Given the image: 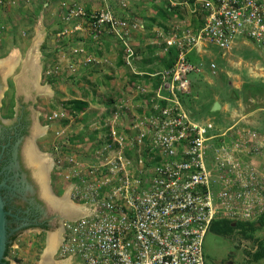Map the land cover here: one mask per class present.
I'll use <instances>...</instances> for the list:
<instances>
[{
  "label": "built area",
  "instance_id": "built-area-1",
  "mask_svg": "<svg viewBox=\"0 0 264 264\" xmlns=\"http://www.w3.org/2000/svg\"><path fill=\"white\" fill-rule=\"evenodd\" d=\"M179 4L202 24L196 30L185 24L159 33L166 50H176L173 66L160 73L155 90L135 85L104 109L102 131L87 163L69 159L66 191L80 214L63 220L52 256L57 264H210L203 240L215 220L248 221L257 209L264 212L251 199L263 188L252 181L249 165L236 164L238 144L225 138L233 127L218 133L182 100L190 74L198 70L187 59L192 51L206 53L212 45L224 56L238 38L264 51V0ZM80 13L71 9L66 19ZM89 19L123 41L129 65L134 52L126 42V23L107 6ZM249 74L263 78L264 67L249 68Z\"/></svg>",
  "mask_w": 264,
  "mask_h": 264
},
{
  "label": "rangeland",
  "instance_id": "rangeland-1",
  "mask_svg": "<svg viewBox=\"0 0 264 264\" xmlns=\"http://www.w3.org/2000/svg\"><path fill=\"white\" fill-rule=\"evenodd\" d=\"M106 6L116 19L126 23L125 29L128 28L125 37L128 40L124 41L127 40L133 52L135 50L137 53L136 56L134 53V62L129 65L122 55L123 41L107 26L96 28L90 23V16ZM149 8L146 1L140 4L139 0H10L0 5V60L5 62L12 53L24 58L35 37L39 36V82L41 86H47L51 94H33L29 91L23 96L31 94L33 101L28 107L40 113V122L45 131L42 138H37L35 142L38 151L52 160L54 167L50 174L53 186L64 187L58 195H62L68 187L64 175L70 167L69 159H77L84 165L89 161V155L95 153L98 134L102 131L99 117L105 108L117 104L119 94L125 96L126 79H140L146 73L155 77L166 70H161V67L162 61L166 62L167 59L162 60L161 57H167L168 51L164 46L165 38L160 41L158 37L159 29L165 32L167 25L180 15L175 12L155 18ZM71 9L79 10L81 15L68 21L66 14ZM151 19H154L152 23ZM75 27L81 29L74 30ZM241 41L236 39L224 56L220 49L212 45L203 55V70H207L213 62L215 73L222 78L213 79L218 81L214 90L218 94L215 99L221 105V110L207 115L195 104L194 88L192 96L186 101L191 110L198 112L196 115L200 118L197 119L211 121L218 133L233 126L225 138L238 144L236 156L239 161L236 164L249 165L256 178L252 181L257 185L260 183L263 188V191L254 192L251 197L263 208L264 174L260 178L258 175L264 172V77L253 78L249 68L264 67V51L250 42L241 48ZM20 71L21 63H18L8 75V83L5 82L0 91V117L3 120L13 119L18 101H27L22 94H17L14 83V77ZM226 73L236 74L238 79H228ZM71 100L85 101L88 107L83 113L73 116L68 112ZM213 100L210 99L211 103ZM110 102L113 104L108 105ZM209 103L206 106L211 105ZM5 130L1 128L0 133ZM28 139L26 137L24 144ZM261 211L257 209L248 221H232L233 229L225 234L208 231L203 240L206 262L216 264L220 259L231 258L234 264H264V212ZM235 222L253 224V227H236ZM56 229L52 221L45 233L40 228L21 231L8 252L9 263L39 264L46 249L47 236ZM257 255L261 257L256 258Z\"/></svg>",
  "mask_w": 264,
  "mask_h": 264
},
{
  "label": "flooded vegetation",
  "instance_id": "flooded-vegetation-1",
  "mask_svg": "<svg viewBox=\"0 0 264 264\" xmlns=\"http://www.w3.org/2000/svg\"><path fill=\"white\" fill-rule=\"evenodd\" d=\"M3 75L4 74L0 72V91L4 83H8L9 78V76H7V78L3 80ZM32 92L37 94L35 91ZM26 96L28 99L25 96H23V98L27 101L17 102V109L15 110L12 120H3L0 117V130L1 128L8 130V132L5 130V132L0 133V185H2L0 196L4 203V211L7 213L5 216V251L0 264H10L7 255L13 241L21 231L27 228H40L45 233L48 229L49 222L54 221L57 227L55 232H58L60 237L63 220L67 219L61 212L48 206L45 199L41 196V192H39L40 187L37 185L39 183L33 177L32 170L27 167L28 165L26 166L22 150L24 141L26 137H31V131L35 123H37L40 128L43 127L40 122V113H36L34 109L28 107L33 101V96L31 94ZM2 121L7 124L2 123ZM37 138H42V135ZM37 138L35 141H37ZM49 160L52 162L51 158ZM53 167L54 165L51 164L48 180L50 190H48V192L56 199L66 198L64 193V195L62 194L63 196L58 195V192H63L64 187L61 188V185L60 187L56 185L53 186V180L50 174ZM52 233H54V231ZM12 237L15 238L11 241ZM217 262L219 264H234L231 258L220 259Z\"/></svg>",
  "mask_w": 264,
  "mask_h": 264
},
{
  "label": "bare ground",
  "instance_id": "bare-ground-1",
  "mask_svg": "<svg viewBox=\"0 0 264 264\" xmlns=\"http://www.w3.org/2000/svg\"><path fill=\"white\" fill-rule=\"evenodd\" d=\"M39 36H36L30 50L27 55L22 58L19 54L12 53L10 57L4 60H0V72L3 78H6L13 70L14 66L21 63V71L16 74L14 81L16 83L17 90L20 94L29 93V91H35L36 93L51 94V90L47 86L39 85V68L37 65L38 60V48ZM22 72V73H21ZM5 76V77H4ZM5 80V79H3ZM34 94V93H33ZM29 95V94H28ZM28 98V97H27ZM233 127V126H232ZM45 129L40 128L37 123L34 124L32 130L31 139L27 140L23 154L27 167L32 170L33 177L39 183L41 196L45 199L48 206H51L54 210L61 212L67 219H74L80 214V209L75 206L69 199L55 198L50 195L47 188V172L49 166H51L50 158L38 152L35 148L33 141L38 136L43 135ZM63 216V217H64ZM60 241L58 232L50 233L48 235L45 251L42 254L39 264H57L53 261L52 256Z\"/></svg>",
  "mask_w": 264,
  "mask_h": 264
},
{
  "label": "trees",
  "instance_id": "trees-1",
  "mask_svg": "<svg viewBox=\"0 0 264 264\" xmlns=\"http://www.w3.org/2000/svg\"><path fill=\"white\" fill-rule=\"evenodd\" d=\"M155 3H157V5H159L161 7L155 6ZM148 4L150 5V9L152 8V11L154 12L155 18L158 16H161V15H164V14H166L168 16V15L173 13V8L170 7V4L165 3V1H163V0H149ZM164 18H165V16H164ZM150 21L152 23L154 21V19H151ZM159 31H164V30L159 29ZM153 48H155V47H153ZM174 51L175 50L173 48H171L168 52V55L166 57L167 60L165 62L166 69H169L170 66L172 65V62H173L172 58L174 55ZM122 55H123V53H122ZM187 59H188V61H190L193 64L198 63V58L195 55L188 56ZM120 62L122 64V60H120ZM152 71L153 70H150V72H152ZM155 77H156V79H150V78H155ZM155 77L152 74L146 73V75L140 77V79H134V78L133 79H126V81H128V83L126 82L127 83V84H125L126 86L124 85L125 86L124 89L126 88L125 93L127 95H129V92H130L129 89L131 90L132 87H134L135 85L145 86V87H149V88H152L155 90L157 88V86L160 84L161 74L158 73L155 75ZM48 82L51 83L52 81H48ZM190 87L193 88L192 85ZM121 97L123 98V96L121 94H119L118 99H120ZM186 98H187V95H184L182 100L184 101V100H186ZM136 100H138V98ZM68 104H69L68 105V112L70 114H72L73 116L75 114H78V113H83L84 110L88 107L87 102L82 101V100H71V101H69ZM109 104H113V102L108 103V105ZM210 108H211V105H208V106H204L202 109L207 115H211L213 112L210 111ZM231 225H232V221H229L226 219L215 220L210 227V231H212L213 233L219 234V235L221 233L225 234V233H227L228 230L233 229ZM234 226L251 229L253 227V224H247V223L243 224V223L235 222ZM14 238L15 237H12L11 241L14 240ZM258 257H261V255L256 256V258H258Z\"/></svg>",
  "mask_w": 264,
  "mask_h": 264
},
{
  "label": "crops",
  "instance_id": "crops-1",
  "mask_svg": "<svg viewBox=\"0 0 264 264\" xmlns=\"http://www.w3.org/2000/svg\"><path fill=\"white\" fill-rule=\"evenodd\" d=\"M143 1H146V5H148L150 7V5L148 4L149 0H139L140 4L143 3ZM163 1H165V3H167V0H163ZM174 1H178V0H174ZM136 5L138 7H140L139 4H136ZM155 6L160 7L159 5H157V3H155ZM181 10H182L181 14L183 15L184 14L183 12L185 11V9H181ZM148 11H150V10H148ZM151 11H152V8H151ZM149 15L152 16V14H149ZM141 17H143V16H141ZM243 45L248 46V43H245V44L241 43V48ZM243 49H245V48H243ZM162 60H163V58H162ZM164 68H166V66H165V62L163 60L161 70H163ZM226 76L228 79H231V78L233 79V77L238 79V76L236 74L234 75V74L226 73ZM191 79H192V86H193L194 92H195L193 97H194V100H196L195 104L197 106H199L202 109L204 106H206L208 104V102L211 103L210 99H212V98H214V100L211 104L216 102L215 97L218 94L214 90V88L216 86H218L217 85L218 81H214L213 79H222L221 77H218V75L216 73H212V71H210L209 68L207 70H203V68H202L201 72L196 73L194 76H192ZM221 108L222 107H220V110H221ZM217 264H218V262H217Z\"/></svg>",
  "mask_w": 264,
  "mask_h": 264
},
{
  "label": "clouds",
  "instance_id": "clouds-1",
  "mask_svg": "<svg viewBox=\"0 0 264 264\" xmlns=\"http://www.w3.org/2000/svg\"><path fill=\"white\" fill-rule=\"evenodd\" d=\"M170 1L171 2H173L174 4L173 5H171L170 4ZM180 0H178V1H174V0H167V3H169L170 4V7H172L173 8V13H175V12H177V14L179 13V15H180V17L179 18H176L175 19V21H171L168 25H167V28H166V31L164 32V31H162L164 34H166V33H168L171 29H173L175 26H177V25H179V26H181L182 27V25H184L185 26V24H188L189 25V27L190 28H193V29H197L202 23H201V20H200V18H199V16H194V15H189L188 14V12H187V10H186V8L183 6V5H180L179 2ZM181 9H185V11L183 12L184 14L182 15L181 14V12H182V10L180 11ZM179 12H178V11ZM161 32V31H160ZM159 37V36H158ZM159 39H160V41H162V39H163V37H159ZM246 43H248V42H246ZM244 44V43H243ZM171 48H169V50H170ZM174 49V48H173ZM169 50H167L168 52H169ZM175 50V49H174ZM134 53H135V56L137 55V53H136V51L134 50ZM207 53V52H206ZM206 53H195L194 51H192L188 56H193V55H195L197 58H198V63L197 64H194L197 68H198V70L196 71V72H194V73H191L190 74V76H189V79H190V86L192 85V76H194L196 73H198V72H201V69L202 68H204L205 67V60H204V54H206ZM123 55H124V53H123ZM166 59V56H163V57H161V59ZM175 58H176V50L174 51V55H173V58H172V65L170 66V68L173 66V64H174V61H175ZM202 62V65H200V63ZM211 63H213V62H211ZM210 63V64H211ZM210 64H209V69H210V71H212V73H215V68H216V66H215V68L212 70L211 68H210ZM214 64V63H213ZM215 65V64H214ZM169 68V69H170ZM166 69V68H165ZM166 70H168V69H166ZM192 94V88L190 87L189 88V93L187 94V98H186V100L188 99V97L190 96ZM192 96V95H191ZM186 100H184L185 101V106L193 113V115L196 117V118H200V117H198L196 114H198V112H196L195 113V111H193V110H191L190 109V106H188V104H187V101ZM216 102H218V101H216ZM215 103V102H214ZM213 103V104H214ZM213 104H211V107H212V105ZM219 104V103H218ZM220 105V104H219ZM220 107H221V105H220ZM220 109V108H219ZM218 109V110H219ZM217 110V111H218ZM210 111H211V108H210ZM211 112H216V111H211ZM209 121V120H208ZM228 128H230V126L229 127H227L226 129H228ZM228 132V131H227ZM226 132V133H227ZM262 174H264V172H261ZM67 191H65L64 192V194L66 193ZM63 194V195H64ZM62 195V196H63ZM68 196V195H67ZM68 198H69V196H68ZM70 200V199H69ZM219 220V219H218ZM237 221V220H236ZM234 224V223H233ZM210 231V230H209Z\"/></svg>",
  "mask_w": 264,
  "mask_h": 264
},
{
  "label": "water",
  "instance_id": "water-1",
  "mask_svg": "<svg viewBox=\"0 0 264 264\" xmlns=\"http://www.w3.org/2000/svg\"><path fill=\"white\" fill-rule=\"evenodd\" d=\"M39 72H40V67H39ZM17 94L20 95V93L18 92V90H17ZM219 108H220V105L218 104V102H215L212 105V107H211V111H217ZM2 123L7 124L4 121H2ZM29 139H31V137ZM33 143L35 145L36 150L38 151L37 146L35 144V141H33ZM26 166H27V164H26ZM50 170H51V166H49V171L47 172V175H48V178H47V188H48V190H50L49 185H48V183H49L48 180H49V172H50ZM1 187H2V185H0V189H1ZM3 206H4V203H3L2 197L0 196V263H1V260L3 259V254H4V251H5V243H6V218H5V216L7 215V213L4 211Z\"/></svg>",
  "mask_w": 264,
  "mask_h": 264
}]
</instances>
